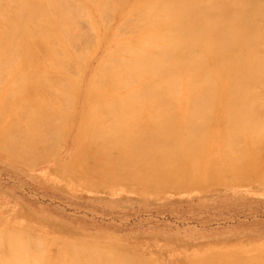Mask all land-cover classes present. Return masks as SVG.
I'll return each instance as SVG.
<instances>
[{
    "label": "bare ground",
    "instance_id": "1",
    "mask_svg": "<svg viewBox=\"0 0 264 264\" xmlns=\"http://www.w3.org/2000/svg\"><path fill=\"white\" fill-rule=\"evenodd\" d=\"M131 1L0 0V153L36 163L46 136L81 105L71 166L92 185L164 190L254 176L264 148V0ZM108 12L116 23L102 26L106 52L83 84L86 34L76 25L87 16L97 37L94 17ZM216 139L203 178L196 161ZM22 236L10 237L6 264H44L38 241ZM79 241L70 244L77 264H110L112 250L151 264L119 244Z\"/></svg>",
    "mask_w": 264,
    "mask_h": 264
},
{
    "label": "rangeland",
    "instance_id": "2",
    "mask_svg": "<svg viewBox=\"0 0 264 264\" xmlns=\"http://www.w3.org/2000/svg\"><path fill=\"white\" fill-rule=\"evenodd\" d=\"M141 1L132 0L130 6ZM101 16L106 19H100ZM101 16L94 17L97 37L87 16H80L76 25L86 34L84 44L89 41L80 48L85 51V62L78 66L84 72L83 84L106 52V43L101 41L104 25L116 23L111 12ZM66 112L67 121L58 122L57 138L52 133L46 136L48 146L43 159L29 165L0 153V238L8 235L3 252L0 245V264L10 260L9 251L13 254L14 250L8 247L9 239L20 233L38 241L44 264L75 263L77 258L70 244L80 242L81 238L101 246L119 244L122 251L127 248L132 255L151 264H253L252 258L264 256V142L260 164L258 158L254 164L259 167H255V175H249L248 180L223 184L201 179L200 185L164 190L140 189L124 182L93 186L78 168L71 166L78 149L83 108L77 105ZM224 120L219 128L228 127ZM218 146L219 140L210 142L196 161L197 167L202 164L203 178L209 161L219 155ZM30 240L28 245H35ZM111 254H104L110 264H138L129 263L127 255L116 250ZM263 256L256 257L260 264H264ZM114 258L117 262L112 263Z\"/></svg>",
    "mask_w": 264,
    "mask_h": 264
}]
</instances>
